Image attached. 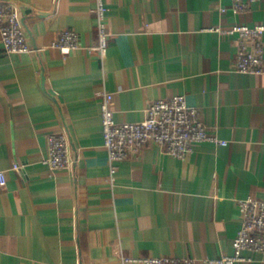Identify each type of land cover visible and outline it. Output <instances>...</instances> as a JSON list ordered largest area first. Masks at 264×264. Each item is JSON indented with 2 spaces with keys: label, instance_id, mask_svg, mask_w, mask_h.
I'll return each mask as SVG.
<instances>
[{
  "label": "crops",
  "instance_id": "crops-1",
  "mask_svg": "<svg viewBox=\"0 0 264 264\" xmlns=\"http://www.w3.org/2000/svg\"><path fill=\"white\" fill-rule=\"evenodd\" d=\"M1 1L23 8L29 44L43 51L9 54L0 36V264L232 256L238 201L264 199V73L237 71L238 38L223 32L264 24V0L238 13L234 0H105L104 62L89 51L96 0ZM67 28L81 48L64 55L52 43ZM106 93L118 123L142 122L152 102L185 95L228 145L199 144L179 159L149 144L119 164L113 183ZM64 127L72 165L52 171L42 163L47 137ZM243 256L236 264H264V253Z\"/></svg>",
  "mask_w": 264,
  "mask_h": 264
},
{
  "label": "built area",
  "instance_id": "built-area-1",
  "mask_svg": "<svg viewBox=\"0 0 264 264\" xmlns=\"http://www.w3.org/2000/svg\"><path fill=\"white\" fill-rule=\"evenodd\" d=\"M259 0H234L235 13L247 11L251 4ZM226 12V9L222 10ZM98 44L89 49L96 52L104 62L108 55L111 31L109 8L105 0H96ZM237 36L239 50L235 69L245 74L264 73V24L250 26L238 24L223 32ZM0 36L4 49L9 54L39 53L43 48L29 44L28 28L24 22L23 8L15 2L0 0ZM52 47L68 55L78 51L79 33L74 29H64ZM113 95L106 93L101 102L104 146L108 151L111 182L116 181L119 164L138 155L149 144L161 146L171 157L185 159L194 147L210 143L227 146L210 132L203 122L200 110L187 103L185 95L152 102L147 109V118L142 122L118 123L112 109ZM71 139L66 127L52 132L47 137V155L42 163L52 171L70 168ZM13 169L20 171L22 166L15 164ZM7 183L6 173L0 171V186ZM241 227L234 240V254L208 261L211 264H236L248 259L244 251L264 253V199L247 198L238 201ZM122 264H194L190 258L176 257H131L122 255Z\"/></svg>",
  "mask_w": 264,
  "mask_h": 264
}]
</instances>
